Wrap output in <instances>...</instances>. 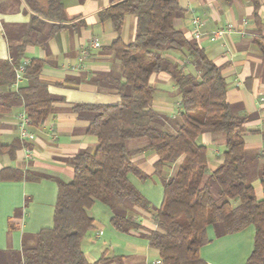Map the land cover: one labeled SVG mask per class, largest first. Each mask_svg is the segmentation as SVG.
Here are the masks:
<instances>
[{
    "label": "trees",
    "instance_id": "1",
    "mask_svg": "<svg viewBox=\"0 0 264 264\" xmlns=\"http://www.w3.org/2000/svg\"><path fill=\"white\" fill-rule=\"evenodd\" d=\"M22 1L32 15L29 24L19 28L15 36L5 27L7 39H15L19 44L10 46L9 60H0V88H7L0 91V113H9L21 104L33 126H40L51 115L56 102L41 81L43 61L35 59L26 65L25 86L13 89L12 85L17 80V70L23 66L27 48L35 43L44 45L48 38L68 27V19L64 0ZM111 1L109 7L99 12V18L102 22L110 21L117 34L108 49L119 58L123 68L124 80L112 82L121 102L73 106L72 111L79 117L88 115L86 133L97 138V147L94 151H81L71 159L70 182L57 180L54 226L38 233L36 245L26 250L23 264H91L82 242L93 229L91 208L97 200L113 212L111 222L118 231L128 233L141 228L128 214L133 207L150 208L149 201L128 178L129 174L143 181L150 177L131 160L133 151L128 143L136 139H145L149 144L140 152H156L157 175L162 174L166 165L182 159L177 174L165 181L164 200L155 215L157 228L146 236L163 264H207L200 251L210 243L209 226L218 225H222L225 234L253 225L254 248L246 264H264V164L260 170L262 197L258 198L250 180L245 140L248 131L244 125L249 116L234 114L222 69L197 41L186 39L174 26L182 14L179 0ZM130 14L136 19V32L134 39L125 44L122 27ZM47 26L48 35L42 36ZM255 43L264 56V38ZM170 52L181 53L198 74L172 64L166 58ZM164 72L172 77L180 94L175 131L167 129V118L152 108L156 88L150 80ZM202 134L225 135L223 161L212 171L208 148L197 143ZM262 136L264 140V132ZM19 148L15 141L0 146V154L14 157ZM2 179L36 182L43 176L3 170ZM214 183L218 186L216 197Z\"/></svg>",
    "mask_w": 264,
    "mask_h": 264
},
{
    "label": "crops",
    "instance_id": "2",
    "mask_svg": "<svg viewBox=\"0 0 264 264\" xmlns=\"http://www.w3.org/2000/svg\"><path fill=\"white\" fill-rule=\"evenodd\" d=\"M68 27L48 38L44 45L35 43L29 46L23 59V66L33 60H41L44 68L41 81L56 99L54 110L40 126L31 127L35 140H20L17 127V114L22 105L15 106L9 113H0V146H9L18 141L20 148L14 157L0 154V264H23L26 250L36 245V238L43 229L54 226V212L57 203V180L70 182L73 175L71 159L81 151H94L97 138L86 133L89 126L88 115L79 117L72 111L77 104H119L120 95L112 87L116 79H123V68L119 58L108 47L116 39L110 21L102 22L99 12L112 4L111 0H64ZM182 14L177 18L176 28L188 40L197 41L222 69L228 82V101L241 104L242 112L249 120L244 125L246 147L258 160L251 180L258 198L262 197L260 174L264 159V56L256 39L264 38V0H179ZM32 12L22 0H0V60H9L10 46L18 45L9 41L5 27L15 32L29 24ZM201 22L200 38L194 37L192 20ZM232 27L225 38L214 39L220 29ZM122 40L130 43L136 32V19L131 14L125 18L122 27ZM49 26L42 36L48 35ZM97 39L100 47L91 48L83 57L82 46ZM166 58L180 66L189 61L183 60L181 53L170 52ZM189 72L190 69H189ZM158 97L153 107L166 117V128L176 130L179 117L172 105L171 97L179 93L177 85L169 74L151 78ZM26 80L13 89L25 86ZM7 88H0L6 91ZM166 114V115H165ZM203 145L208 148L210 170L216 169L223 161V151L218 145H225L220 134H204ZM148 141L136 139L129 142L133 151L131 160L150 177L143 181L134 174L128 178L136 189L149 201L148 210L133 207L128 214L141 225L128 233L118 231L112 224L113 212L100 201L91 208L94 220L93 229L82 242L86 259L91 264H152L160 260L159 252L150 246L147 235L155 230V215L164 200L165 181L174 177L182 159L166 165L161 175L155 173L158 160L156 152L146 148ZM202 145V146H203ZM30 150V157L24 149ZM3 170H15L23 174L33 172L43 176L41 181L1 180ZM11 175V174H8ZM12 227V229H11ZM210 243L201 248V258L207 264H246L254 248L255 227L225 234L214 226L207 230Z\"/></svg>",
    "mask_w": 264,
    "mask_h": 264
},
{
    "label": "built area",
    "instance_id": "3",
    "mask_svg": "<svg viewBox=\"0 0 264 264\" xmlns=\"http://www.w3.org/2000/svg\"><path fill=\"white\" fill-rule=\"evenodd\" d=\"M192 24H193V31H194V37L199 39L200 38V27H201V22L198 18H194L192 20ZM232 32V27L228 26L227 28L224 29H220L217 32L214 33L213 38L214 39H221V38H225L226 35L230 34ZM100 47V43L97 39H93L91 40L90 43L82 46V55L83 57H87L89 55V51L91 48H98ZM26 69V66H21L18 70H17V80L15 82L16 87H18L17 85H19L20 82H22L24 80V71ZM17 127H18V131H19V137L20 140L24 141V142H32L35 140L36 136L35 133L31 131V127H32V121L31 119L28 117L25 109L23 108V110L21 112H18L17 114ZM25 155L27 157H30V150L28 148L24 149ZM152 264H163L161 260L155 261Z\"/></svg>",
    "mask_w": 264,
    "mask_h": 264
},
{
    "label": "rangeland",
    "instance_id": "4",
    "mask_svg": "<svg viewBox=\"0 0 264 264\" xmlns=\"http://www.w3.org/2000/svg\"><path fill=\"white\" fill-rule=\"evenodd\" d=\"M184 67L186 69V72H189V69H190L191 73H193L195 75L198 74L197 71L195 70L194 66H189L188 64L187 65L185 64ZM162 74H168V73L167 72H164ZM154 76H156V75H154ZM157 97H158V93L155 94L154 100ZM179 97H180V94L179 93H176V95H174V96L171 97V101H172V105L174 106V109H177L176 102L179 100ZM231 105L233 107V111H234V114L236 116H242L243 115L242 105L241 104H231ZM220 136H221L220 138H225V135L224 134H220ZM204 139H205V135L202 134L198 138L197 143L200 144V145H203ZM128 145H129V143H128ZM218 148H220V149H222L224 151L225 150V145L219 144L218 145ZM247 158H248L249 169H250V174L249 175H250V178L252 179L253 176H254V174L257 172L256 166H257L258 160L255 159L253 153L251 151H248V150H247ZM217 189H218V186H217L216 183H214L213 194H214L215 197H216V194H217ZM216 228H217V230H220V231L223 230L222 225H218Z\"/></svg>",
    "mask_w": 264,
    "mask_h": 264
}]
</instances>
